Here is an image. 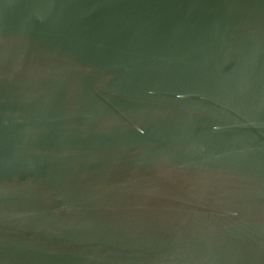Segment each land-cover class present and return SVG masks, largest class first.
I'll return each mask as SVG.
<instances>
[{"label":"water","instance_id":"obj_1","mask_svg":"<svg viewBox=\"0 0 264 264\" xmlns=\"http://www.w3.org/2000/svg\"><path fill=\"white\" fill-rule=\"evenodd\" d=\"M0 264H264V0H0Z\"/></svg>","mask_w":264,"mask_h":264}]
</instances>
